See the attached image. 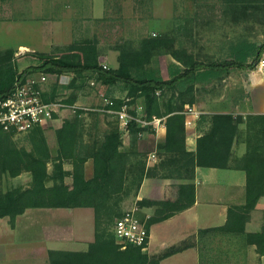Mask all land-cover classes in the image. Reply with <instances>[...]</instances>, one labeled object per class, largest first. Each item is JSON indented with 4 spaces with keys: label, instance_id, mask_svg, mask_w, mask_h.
<instances>
[{
    "label": "trees",
    "instance_id": "16d2710c",
    "mask_svg": "<svg viewBox=\"0 0 264 264\" xmlns=\"http://www.w3.org/2000/svg\"><path fill=\"white\" fill-rule=\"evenodd\" d=\"M220 2L232 21L264 24V0ZM161 48L170 49L176 59L169 66V78L163 77L159 67L149 65L154 53ZM263 53L264 42L239 38L229 44L226 59L205 61L184 48L173 47V39L167 33H148L142 37L139 47H122L117 67L102 64L97 44L91 39L76 41L60 54L35 52L41 62L24 70H19L13 48L0 51V101L11 92L17 79H24L37 71L55 75L57 79L62 72L73 73L74 80L88 73L107 85L123 82L127 96L142 98L145 119L165 117L167 127L166 138L158 145L160 160L153 167L148 166L145 158L139 157L140 135L146 128L136 120L130 122V143L124 148L117 124H111L101 136L86 139L80 109L57 129V156H52L41 126L31 130V149L19 147L14 140L15 134L0 128V183L4 173L18 175L25 170L32 173V181L27 186L7 190L0 187V218L8 216L13 226L17 216L30 207H93L95 237L88 248L49 249L46 264H160L164 258L191 246H198L202 259L207 262L209 251L214 249H211V243L215 244L217 237H229L230 243L232 237H243V246L255 245L256 252L264 255V212L261 230L246 229L252 211L264 196V113H251L246 119L233 112L207 115L210 125L198 137L196 151H189L186 147L185 113L186 104L195 102L194 97L188 98L187 94L196 83L220 77L233 67L254 68ZM182 83H189L188 90L178 89ZM168 92L171 95L162 98ZM53 96L54 93L51 98H45L51 100ZM114 99V107L119 108L124 98ZM244 122L246 128L243 131L240 125ZM240 136L246 143V152L241 157H233V146ZM89 158L93 159V174L87 177L85 163ZM51 159L55 165L49 170ZM66 160L73 164L71 182L66 181ZM197 166L245 170V202L229 206L224 224L200 228L197 238L168 246L159 253L152 254L141 245L131 243L123 247L114 231L116 219L124 213L121 202L132 193L137 195L146 176L180 180L176 197L138 199L139 206L154 208V214L147 222L151 227L195 203ZM229 249L230 246L226 247L225 252Z\"/></svg>",
    "mask_w": 264,
    "mask_h": 264
},
{
    "label": "rangeland",
    "instance_id": "374dc122",
    "mask_svg": "<svg viewBox=\"0 0 264 264\" xmlns=\"http://www.w3.org/2000/svg\"><path fill=\"white\" fill-rule=\"evenodd\" d=\"M71 1L73 2L0 0V51L13 48L19 70H24L29 65L41 62L35 52L60 54L76 41L91 39L97 44L102 64L117 67L120 49L124 46L139 47L142 37L148 33H167L173 39V47L184 48L205 61L226 59L232 40L248 38L258 43L264 42V24L232 21L230 14L223 10L220 0H80L72 5L76 8L73 13L68 9L69 5L65 4ZM263 57L264 53L261 58ZM175 61L170 49L161 48L154 53L149 65L159 67L163 77L169 78V66ZM255 70H258V76L264 78V67L260 69L258 63L254 68L233 67L220 77L196 83L194 89L189 90L187 94L188 98L194 97L195 102L187 103L185 109L195 107L194 110L199 112L198 117L204 116V123L210 111L234 107L232 101L243 100L249 95L250 76ZM72 76L69 84H60L55 75H49L48 83L45 84L48 92L46 98H51L54 93L51 100L62 99L72 105L62 109L53 120L41 125L52 156H57L59 150L57 129L67 118H73L80 112V109L86 139L101 136L111 124H117L122 134L123 147L128 148L129 130L122 127L119 114L107 110L105 97H112L114 101V98H124L119 109L125 107L132 115L145 118L142 98L127 96V88L123 82L107 85L92 78L88 73L77 76L75 80V74L72 73ZM93 80L95 84H92ZM188 86L189 83H182L178 89L188 90ZM170 95L171 92H168V95L162 98L166 99ZM202 110L209 113H203ZM138 123L145 128L149 126ZM31 130L14 133V140L19 147L32 148ZM142 133L143 131L138 144L141 153L139 157L148 161V152L154 148V142L150 139L143 140ZM54 165L55 162L51 159L49 170H52ZM85 166L86 174L91 176L93 159L89 158ZM64 168L67 170L66 181L71 182L70 170L73 164L66 160ZM31 181L32 173L28 170L18 175L4 173L0 187L7 190L27 186ZM143 193H146V188ZM138 194L139 191L137 195L132 193L121 202L122 212L139 206ZM140 207L139 216L148 222L149 217L154 214V208L152 207L153 212H149L143 209L145 206ZM79 223L89 225L90 221L86 217L84 220L80 219ZM232 239L233 242L230 243L229 237H217L215 244L211 243V249H214L210 250L209 254L212 253L217 258L211 263L215 261L214 264H262L260 259L254 257L251 245L243 246V237ZM228 246L229 259L224 257ZM64 247L85 249L88 245L76 242ZM189 261V258L177 257L165 264H190ZM207 262L211 264L208 260Z\"/></svg>",
    "mask_w": 264,
    "mask_h": 264
},
{
    "label": "crops",
    "instance_id": "0c3cea01",
    "mask_svg": "<svg viewBox=\"0 0 264 264\" xmlns=\"http://www.w3.org/2000/svg\"><path fill=\"white\" fill-rule=\"evenodd\" d=\"M76 2L80 0L65 3L69 5L68 9L72 13L76 11V8L72 6ZM91 2L95 1L91 0ZM263 87L264 78L258 76V70H255L250 76V92L245 99L232 101L235 106L230 109L210 111V113L233 112L244 116L245 119L251 113H264ZM201 112L209 113L206 110ZM188 118H191L192 122H186V147L189 151H196L198 137L209 128L210 122L207 119L203 123L202 117L194 114H186V120ZM240 128L244 131L246 123H242ZM166 133L165 117L155 118L143 131V140L150 139L154 142V148L148 152L149 167L159 162L158 145L165 140ZM245 152L246 143L241 140L240 136L234 143L232 156L241 157ZM179 181L171 177L146 176L140 187L138 199L176 197ZM194 182L196 186L195 203L151 225L148 252L159 253L168 246L179 244L189 238H197L200 228L224 224L227 220L229 206L243 204L246 200V172L241 168L197 166ZM145 188L146 193H143ZM143 209L153 212L152 207ZM263 212L264 196L259 199L252 211L251 218L246 225L248 231L261 230ZM86 217L90 224L80 225V219L84 220ZM94 237L93 207H30L17 216L13 226L8 216L0 218V264H46L49 260V249L84 250L64 246L76 242L89 245ZM250 247L254 251V257L264 264V255L259 256L255 245ZM229 253L226 252L224 257L229 259ZM233 254H238V252H233ZM177 257L189 258L190 264H208L202 259L198 246H191L176 252L164 258L160 264H165ZM215 258L212 253L207 255L210 263Z\"/></svg>",
    "mask_w": 264,
    "mask_h": 264
},
{
    "label": "built area",
    "instance_id": "2783aa9c",
    "mask_svg": "<svg viewBox=\"0 0 264 264\" xmlns=\"http://www.w3.org/2000/svg\"><path fill=\"white\" fill-rule=\"evenodd\" d=\"M259 67H264V57L260 59ZM73 78L72 73L62 72L58 76L60 84H69ZM49 75L42 71L34 72L24 79H17L11 92L0 101V128L7 132L21 133L43 125L49 120H53L57 113L67 106H72L62 99L46 100L45 84L48 83ZM95 84V81H92ZM160 92V91H158ZM115 101L105 97V105L109 112L119 114L120 123L123 128L129 130L132 120L142 124H150L153 120H147L139 116L132 115L125 107L122 109L114 107ZM185 113L199 112L192 107L185 109ZM191 123V119L186 120ZM141 207L135 206L126 210L119 216L114 224L115 235L123 247L127 244L141 245L147 249L150 243L151 230L148 227L147 219L139 216Z\"/></svg>",
    "mask_w": 264,
    "mask_h": 264
}]
</instances>
